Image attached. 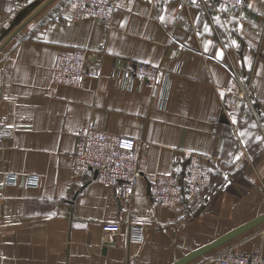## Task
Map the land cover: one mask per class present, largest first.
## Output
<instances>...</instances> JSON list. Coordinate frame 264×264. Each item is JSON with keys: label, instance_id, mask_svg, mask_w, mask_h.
Instances as JSON below:
<instances>
[{"label": "crops", "instance_id": "1", "mask_svg": "<svg viewBox=\"0 0 264 264\" xmlns=\"http://www.w3.org/2000/svg\"><path fill=\"white\" fill-rule=\"evenodd\" d=\"M42 1L0 0V42ZM55 1L72 10V0ZM55 1L0 51V124L13 128L0 139V264H171L264 213V0L236 12L213 0L205 10L116 0L110 21L62 22L53 19ZM75 46L88 50V63H102L103 75L55 86L58 52ZM119 59L157 65L156 86L114 74ZM226 65L241 70L243 97ZM88 124L141 140L142 175L130 201L94 174L74 176ZM190 152L204 154L228 188H208L178 212L156 204L150 179L181 167ZM8 172L17 173L14 183ZM28 174L38 184H27ZM110 221L122 231H105ZM132 223L144 228L141 242L129 237ZM229 247L264 257V222L186 264H210Z\"/></svg>", "mask_w": 264, "mask_h": 264}, {"label": "built area", "instance_id": "2", "mask_svg": "<svg viewBox=\"0 0 264 264\" xmlns=\"http://www.w3.org/2000/svg\"><path fill=\"white\" fill-rule=\"evenodd\" d=\"M183 5H194L201 10L208 9L209 0H180ZM218 7L237 11L247 6L249 0H213ZM72 10L65 11L62 1H55L53 19L58 22L75 21L83 17L110 21L117 9L116 0H72ZM89 52L85 47L75 46L64 48L57 54L53 66V83L55 86H78L85 77L99 79L103 75V65L97 61L88 63ZM231 81L241 86L239 97L247 94L242 72L236 66L226 65ZM114 74L122 73L129 80L141 79L149 88H154L159 80L160 68L157 65L119 59L114 68ZM11 127L0 124V139L12 132ZM142 142L134 136L119 134L88 124L78 134L74 151L73 174L76 177L97 175L96 180L116 188L124 201L131 200L135 186L141 177L139 160ZM16 172L6 173V183H14ZM27 184H38V176L28 174ZM229 182H219L212 176L211 169L205 162L204 154L190 152L181 167H174L168 172H157L148 183V193L158 205L171 211H180L188 200L198 197L208 188L225 191ZM125 208V207H124ZM185 213L178 218L183 219ZM103 229L111 233H120L119 222H104ZM130 239L141 242L144 238V228L139 224H130L128 229ZM3 254L0 252V262ZM210 264H264L260 251H236L232 247L224 248L209 258Z\"/></svg>", "mask_w": 264, "mask_h": 264}, {"label": "water", "instance_id": "3", "mask_svg": "<svg viewBox=\"0 0 264 264\" xmlns=\"http://www.w3.org/2000/svg\"><path fill=\"white\" fill-rule=\"evenodd\" d=\"M55 0H43L21 23H19L14 30L0 42V51L14 38L16 37L22 28L32 20L39 12H41L44 8L51 5ZM97 172L94 174V178L96 177ZM264 222V213L234 227L233 229L223 233L222 235L218 236L211 242H208L192 251L186 253L181 258L177 259L176 261L172 262L171 264H186L187 262L193 260L194 258L217 248L218 246L222 245L223 243L227 242L228 240L236 237L237 235L258 226L259 224Z\"/></svg>", "mask_w": 264, "mask_h": 264}, {"label": "snow or ice", "instance_id": "4", "mask_svg": "<svg viewBox=\"0 0 264 264\" xmlns=\"http://www.w3.org/2000/svg\"><path fill=\"white\" fill-rule=\"evenodd\" d=\"M193 3H195V0H193ZM248 6L251 7L252 5L249 4ZM159 18H160L161 21L164 20V16H163V15L160 16ZM209 43H211V42H209ZM233 43H235V42H233ZM217 55H218L220 58H223V55H224L223 50H220V51L217 53ZM5 99H7V97H5ZM241 135H244V133H241ZM260 139H264V137H261ZM78 227H81V226L78 225Z\"/></svg>", "mask_w": 264, "mask_h": 264}]
</instances>
